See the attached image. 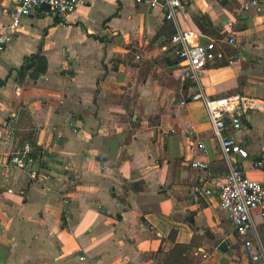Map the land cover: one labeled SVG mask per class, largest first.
Masks as SVG:
<instances>
[{
  "label": "crops",
  "instance_id": "0c3cea01",
  "mask_svg": "<svg viewBox=\"0 0 264 264\" xmlns=\"http://www.w3.org/2000/svg\"><path fill=\"white\" fill-rule=\"evenodd\" d=\"M257 1L261 10L251 0H190L176 23L136 0H84L65 19L37 10L22 20L0 56V264H162L175 245L200 252V264H263L245 253L217 192L199 203L189 194L229 166L170 42L179 29L234 35L228 56L243 60L205 67L204 92L264 100ZM16 3L0 0V32ZM38 55L47 72L34 78ZM29 134L32 172L10 162ZM228 135L249 153L244 173L264 183L252 167L264 157V111ZM195 158L208 171L193 168ZM252 221L264 255V207Z\"/></svg>",
  "mask_w": 264,
  "mask_h": 264
},
{
  "label": "built area",
  "instance_id": "2783aa9c",
  "mask_svg": "<svg viewBox=\"0 0 264 264\" xmlns=\"http://www.w3.org/2000/svg\"><path fill=\"white\" fill-rule=\"evenodd\" d=\"M189 1L136 0L137 4L146 8L161 10L166 20L175 23L178 13L185 10ZM83 2L84 0H17L13 8L4 11L10 15L11 24L0 32V56L8 49L13 41L14 32L21 26L25 17L31 16L37 10H43L48 17L65 19L74 14ZM251 6L261 10L257 0H251ZM201 38H206V42L201 43ZM170 42L180 60L179 78L184 82H190L196 88L191 99L201 101L205 105L214 138L220 146L223 159L229 166L228 173L211 177L204 184L193 185L189 188V194L193 202L199 203L217 192L220 206L234 225L245 253L253 262L264 264V255L257 250L252 239L254 232L252 212L264 207V183L252 180L244 173L241 163L249 159V153L228 135L230 130L237 131L243 128V119L246 115L264 111V100L241 94L213 99L204 92L200 72L205 67L225 60H229L230 63L243 60L242 53L228 56V48L234 51L239 46L234 35L207 37L195 31L179 29ZM181 104L185 105L186 102L183 101ZM198 148L204 152L205 145L199 143ZM33 151L34 148L30 143L13 150L10 154L11 164L17 169L32 172L36 162ZM191 166L203 171L209 169V163L199 158L193 159ZM252 167L264 172V157L253 161ZM206 257L204 255V258ZM81 260L85 261L86 258L82 257Z\"/></svg>",
  "mask_w": 264,
  "mask_h": 264
},
{
  "label": "trees",
  "instance_id": "16d2710c",
  "mask_svg": "<svg viewBox=\"0 0 264 264\" xmlns=\"http://www.w3.org/2000/svg\"><path fill=\"white\" fill-rule=\"evenodd\" d=\"M33 59H36L40 63V66L36 67V72L33 74V77L37 78L47 72V61L40 55L34 57ZM0 85H3V82H0ZM26 138L31 145H34V138L32 134L27 135ZM193 250L192 246L175 245L169 253H166L162 264H200L202 254ZM202 257H204V255Z\"/></svg>",
  "mask_w": 264,
  "mask_h": 264
},
{
  "label": "water",
  "instance_id": "95a60500",
  "mask_svg": "<svg viewBox=\"0 0 264 264\" xmlns=\"http://www.w3.org/2000/svg\"><path fill=\"white\" fill-rule=\"evenodd\" d=\"M226 247H227V245L225 243L222 244V246H221L222 249H226Z\"/></svg>",
  "mask_w": 264,
  "mask_h": 264
}]
</instances>
